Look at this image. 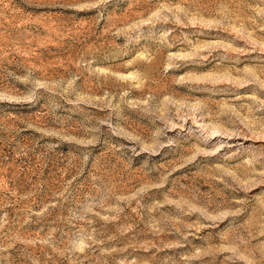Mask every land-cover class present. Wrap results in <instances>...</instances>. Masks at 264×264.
<instances>
[{
	"label": "rangeland",
	"instance_id": "374dc122",
	"mask_svg": "<svg viewBox=\"0 0 264 264\" xmlns=\"http://www.w3.org/2000/svg\"><path fill=\"white\" fill-rule=\"evenodd\" d=\"M0 264H264V0H0Z\"/></svg>",
	"mask_w": 264,
	"mask_h": 264
}]
</instances>
